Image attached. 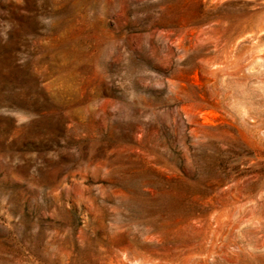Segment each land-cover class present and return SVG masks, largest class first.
I'll list each match as a JSON object with an SVG mask.
<instances>
[{"label":"rangeland","instance_id":"rangeland-1","mask_svg":"<svg viewBox=\"0 0 264 264\" xmlns=\"http://www.w3.org/2000/svg\"><path fill=\"white\" fill-rule=\"evenodd\" d=\"M0 264H264V0H0Z\"/></svg>","mask_w":264,"mask_h":264}]
</instances>
